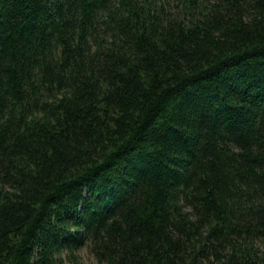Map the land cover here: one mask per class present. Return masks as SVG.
Masks as SVG:
<instances>
[{
  "label": "trees",
  "instance_id": "trees-1",
  "mask_svg": "<svg viewBox=\"0 0 264 264\" xmlns=\"http://www.w3.org/2000/svg\"><path fill=\"white\" fill-rule=\"evenodd\" d=\"M264 264V0H0V264Z\"/></svg>",
  "mask_w": 264,
  "mask_h": 264
},
{
  "label": "rangeland",
  "instance_id": "rangeland-1",
  "mask_svg": "<svg viewBox=\"0 0 264 264\" xmlns=\"http://www.w3.org/2000/svg\"><path fill=\"white\" fill-rule=\"evenodd\" d=\"M94 262V258L91 254H89L86 250H82L78 254V258L76 262H68L67 264H92Z\"/></svg>",
  "mask_w": 264,
  "mask_h": 264
}]
</instances>
